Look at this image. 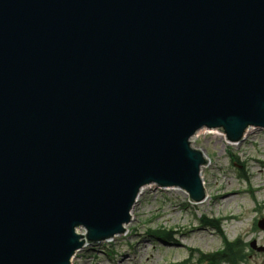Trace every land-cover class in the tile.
<instances>
[{
	"label": "water",
	"instance_id": "obj_1",
	"mask_svg": "<svg viewBox=\"0 0 264 264\" xmlns=\"http://www.w3.org/2000/svg\"><path fill=\"white\" fill-rule=\"evenodd\" d=\"M249 127L264 0H0V264H70L149 185L202 202L190 139Z\"/></svg>",
	"mask_w": 264,
	"mask_h": 264
},
{
	"label": "rangeland",
	"instance_id": "obj_2",
	"mask_svg": "<svg viewBox=\"0 0 264 264\" xmlns=\"http://www.w3.org/2000/svg\"><path fill=\"white\" fill-rule=\"evenodd\" d=\"M213 132L192 138L207 158L200 174L204 204H187L178 190L146 187L132 206L125 234L83 247L71 264H209L203 255L221 249L223 238L242 246L247 256L241 264H264V251L249 247H264V230L255 225L264 219V132L252 128L234 146ZM159 226L171 230L168 239L147 232Z\"/></svg>",
	"mask_w": 264,
	"mask_h": 264
},
{
	"label": "trees",
	"instance_id": "obj_3",
	"mask_svg": "<svg viewBox=\"0 0 264 264\" xmlns=\"http://www.w3.org/2000/svg\"><path fill=\"white\" fill-rule=\"evenodd\" d=\"M151 234L155 238L166 239L170 235L166 230H153ZM242 247L238 243H224V250L221 253L212 255L211 261L213 263H227L238 264L245 260L246 255L242 251Z\"/></svg>",
	"mask_w": 264,
	"mask_h": 264
},
{
	"label": "bare ground",
	"instance_id": "obj_4",
	"mask_svg": "<svg viewBox=\"0 0 264 264\" xmlns=\"http://www.w3.org/2000/svg\"><path fill=\"white\" fill-rule=\"evenodd\" d=\"M251 131H252V127L247 128V129L244 131L243 138L245 139ZM211 132H213V131H211ZM209 133H210V132H209ZM213 133H214V134L216 133L217 135H219V136L221 137V139H224V142H225L226 144H228V145H233V146H234V144H229V142L225 139V136H224L223 133L218 132V131L213 132ZM203 159H205V160L207 159L206 156H205L204 154H203ZM202 185H203V184H202ZM206 201H207V199H205V200H204L201 204H199V205L204 204Z\"/></svg>",
	"mask_w": 264,
	"mask_h": 264
}]
</instances>
